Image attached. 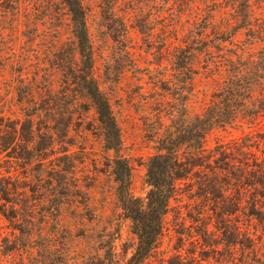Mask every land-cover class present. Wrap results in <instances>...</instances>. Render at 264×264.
I'll use <instances>...</instances> for the list:
<instances>
[{"label":"rangeland","instance_id":"obj_1","mask_svg":"<svg viewBox=\"0 0 264 264\" xmlns=\"http://www.w3.org/2000/svg\"><path fill=\"white\" fill-rule=\"evenodd\" d=\"M81 1L133 196L146 197L148 162L166 139L202 127L210 108L233 111L232 124L201 129L203 166L178 183L159 248L143 264H264V4L249 26L259 40L237 30L227 0ZM79 65L64 0H0V190L10 199L0 200V264L37 257L9 219L42 232L53 262L111 264L110 243L113 264L133 254L115 153L76 80ZM240 70L252 88L239 108L225 87Z\"/></svg>","mask_w":264,"mask_h":264},{"label":"trees","instance_id":"obj_2","mask_svg":"<svg viewBox=\"0 0 264 264\" xmlns=\"http://www.w3.org/2000/svg\"><path fill=\"white\" fill-rule=\"evenodd\" d=\"M227 1L235 10L236 20L239 22L237 30L248 29L247 33H249L251 39L260 40V35L254 36L251 34L252 29L249 26L256 19L254 4H264V0ZM64 3L71 15L78 46L80 65L76 80L79 86L94 101L98 120L104 131L106 147L115 153L113 174L118 184V198L125 218L131 222V232L136 238V245L128 264H143L159 248L165 233L171 201L177 196L178 183L187 179L197 168L203 166L201 138L204 137L205 133H202V131L213 128L215 125L224 127L226 124H232L234 122L231 115L233 111L230 108L224 110L210 108L207 111V117L200 120L202 127L200 123H193L180 135L166 139V145L163 147L164 152L155 155L148 162L147 184L150 189L146 197L133 196L130 190V164L119 155L121 150L120 129L107 98L93 76L92 46L82 1L64 0ZM259 34H264V28H260ZM260 42H264V39ZM243 75V70L235 72L225 87V93L231 96L228 100H233L235 104L236 101H239L237 105L239 108L246 105L245 98H249L250 89L252 88L250 82L243 81ZM228 100L226 101L228 102ZM0 200L10 202L6 191L0 190ZM17 206H12V208L16 209ZM0 215L7 218L4 211H0ZM9 222L14 231L18 230L22 234V240L25 243L24 248L37 250L34 264H64L59 261V257L56 262L55 259L54 262L50 261L49 255H54L53 251L56 250H52L51 246L47 244L42 232L34 231L32 225L26 226L24 229H17L16 223H12L13 221L10 219ZM38 240H41V242L38 243ZM109 248L113 252L111 243ZM6 252L0 251V254L5 255ZM111 252L107 251L108 256L111 257L110 263L113 264L114 254Z\"/></svg>","mask_w":264,"mask_h":264}]
</instances>
